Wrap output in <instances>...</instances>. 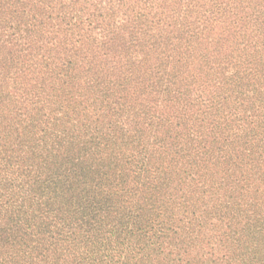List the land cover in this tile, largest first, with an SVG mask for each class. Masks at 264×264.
Masks as SVG:
<instances>
[{
    "label": "trees",
    "instance_id": "obj_1",
    "mask_svg": "<svg viewBox=\"0 0 264 264\" xmlns=\"http://www.w3.org/2000/svg\"><path fill=\"white\" fill-rule=\"evenodd\" d=\"M0 264H264V0H0Z\"/></svg>",
    "mask_w": 264,
    "mask_h": 264
}]
</instances>
